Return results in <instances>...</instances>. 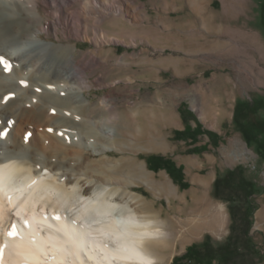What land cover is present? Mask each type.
Listing matches in <instances>:
<instances>
[{
    "label": "rangeland",
    "instance_id": "obj_1",
    "mask_svg": "<svg viewBox=\"0 0 264 264\" xmlns=\"http://www.w3.org/2000/svg\"><path fill=\"white\" fill-rule=\"evenodd\" d=\"M77 3L69 10L74 14L77 12L75 16L82 20L74 17L76 21L71 24V30L58 25V36L46 31H40L38 35L62 46L56 50L62 64L69 63L71 54L83 58L94 55L99 63L87 71L84 84L71 81V84L84 86L82 90L74 89L82 91L87 104L84 108L73 110L59 102L55 106L58 105L56 108L61 111L70 110L65 116L72 117L73 121L87 119L85 121L90 124H113L115 139L107 141L103 135L96 137L99 148L109 146L99 153L90 147L74 146L70 157L74 158L75 170L67 171V175L72 179L77 176L88 178L98 187L111 185L130 191L151 203L154 210L165 217L180 210L187 211L202 199L214 204L215 211L212 209V212L215 215L222 213L223 226L205 229L185 244H173L172 252L164 262L172 264L175 256L183 254L189 245L200 243L207 235L216 245L228 241L232 203L220 194L231 196L228 173L236 166H242L245 177L257 185L250 234L255 246L254 258L257 264H264V157L259 155L255 144L247 138L246 144L238 122L223 128L217 139L218 145L201 153L188 150L198 145V141L207 139V135H200L196 143H192L191 138H174L176 129H184L188 123L192 127L201 124L203 112L200 108L192 111L188 106L195 107V101L204 100L197 87L216 73L220 76L219 81L229 77L235 84L234 91H244L250 103L252 99H258L243 123L252 128L264 126V15L261 12L264 0H207L203 14L200 10V13L189 10L186 0H87ZM86 3L91 5L90 10H86ZM96 3L105 14L103 23L95 21L97 13L92 10ZM243 8L246 13L242 15ZM40 10L45 16L44 23L50 27L53 15L48 13L44 3ZM212 14L219 19L226 15L228 28L234 30L217 33L203 28V23H210ZM191 22L196 23L195 31L189 29ZM61 29L68 31L67 36ZM101 34H104L102 39ZM104 98L115 106L113 110L100 105ZM204 113L215 120L214 113ZM222 120L228 123L226 117ZM259 136L263 137L264 133ZM235 139L246 152L240 157L229 148ZM150 145L154 148L147 150ZM150 154L171 157L177 165H182L189 186L181 187L166 169H151L147 161ZM144 172L154 181H169L178 196L148 183ZM232 196L238 202L243 197ZM151 248L157 254L160 252L157 245L153 244ZM188 264L225 263L216 258L213 262L192 261Z\"/></svg>",
    "mask_w": 264,
    "mask_h": 264
},
{
    "label": "bare ground",
    "instance_id": "obj_2",
    "mask_svg": "<svg viewBox=\"0 0 264 264\" xmlns=\"http://www.w3.org/2000/svg\"><path fill=\"white\" fill-rule=\"evenodd\" d=\"M84 1L0 0V264H164L173 244L224 224L207 199L165 217L137 194L67 175L75 170L74 146L99 153L109 146L99 148L96 137L115 139L113 124L73 121L65 116L70 110L55 106L84 108L82 91L74 90L84 86L71 81L84 84L99 59L71 54L62 64L56 55L62 46L38 35L58 36V25L71 30L82 18L69 9ZM42 3L53 15L50 27L43 21ZM90 6L86 3V10ZM93 8L95 21L103 23L101 7ZM61 32L67 36L68 31ZM100 105L115 108L105 98ZM144 177L178 196L166 179L154 181L147 172ZM153 244L160 247L158 254Z\"/></svg>",
    "mask_w": 264,
    "mask_h": 264
},
{
    "label": "trees",
    "instance_id": "obj_3",
    "mask_svg": "<svg viewBox=\"0 0 264 264\" xmlns=\"http://www.w3.org/2000/svg\"><path fill=\"white\" fill-rule=\"evenodd\" d=\"M261 12L264 15V7ZM256 104L238 108L236 119L240 128L245 133V137L255 144L259 155L264 157V136H259L260 133H264V126L254 125V128H252L247 123H243L245 120H242L246 119L248 113L255 108ZM200 135H207L214 146L218 144L217 134L210 129H203L201 124L192 127L188 123L184 129H176L174 138L179 140L191 138L192 143H196ZM208 149L207 144L196 145L190 148L188 152L201 153ZM147 161L151 169H166L169 175L181 187L186 188L189 186V183L185 179L184 167L177 165L173 158L160 154H150L147 156ZM228 176L230 186H228V192L231 193V196L220 194L222 198L232 203L230 206L231 233L228 241L224 244L216 245L212 242L211 237L207 235L200 243L189 245L183 254L175 256L172 264H188L192 261L213 262L216 258H220L225 264H257L254 258V241L250 234L253 226L254 194L256 193L257 185L245 177V171L242 166H236L230 170ZM233 194L243 196L244 198H240V202H238L235 196H232Z\"/></svg>",
    "mask_w": 264,
    "mask_h": 264
},
{
    "label": "crops",
    "instance_id": "obj_4",
    "mask_svg": "<svg viewBox=\"0 0 264 264\" xmlns=\"http://www.w3.org/2000/svg\"><path fill=\"white\" fill-rule=\"evenodd\" d=\"M189 10L192 11H198L200 10L201 14L204 13L205 4L207 0H186ZM198 12L197 15H199ZM245 9L242 10V15L245 14ZM210 23L206 24L203 23L202 27L206 29H210L211 31L215 32H225V31H233L234 28H228V22L226 15H223V19L217 18V15H211ZM205 22V21H204ZM197 28L195 22H191L189 25V29L195 31ZM220 76L216 73L213 77L210 78L208 81H204L198 85L197 90L200 93V96L204 99L200 101H195V107H191V105L188 106V108L192 111L195 110V108H200V110L203 112V118L201 119L202 127H207L208 129L214 131L217 134V138L221 135L223 132V128L229 127L231 123H236L238 120L236 119V111L237 109L243 107V106H249L250 104H256L258 103V99H252V102L250 103L246 99V93L244 91H234L235 84L230 82L231 80L229 77H226L225 80L219 81L218 78ZM219 88L222 89V91H219ZM210 111L214 113L215 120L212 121L208 116L204 113ZM231 112V114H229ZM223 113L227 114L224 115ZM222 117V118H221ZM227 118L228 123L226 124L223 118ZM243 121L245 119H242ZM245 141V133L243 134ZM208 137V136H207ZM196 144H207L208 148L213 147L212 142L210 141V138L203 141H198ZM246 144L248 145L247 141ZM218 145V144H217ZM193 145H190L192 147ZM229 148L236 152L237 156L240 157L241 155L246 154V152L243 150L241 142L237 139L233 140Z\"/></svg>",
    "mask_w": 264,
    "mask_h": 264
}]
</instances>
